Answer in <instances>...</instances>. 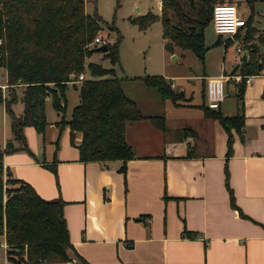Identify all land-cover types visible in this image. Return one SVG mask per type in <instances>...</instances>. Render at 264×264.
I'll list each match as a JSON object with an SVG mask.
<instances>
[{"label": "crops", "instance_id": "0c3cea01", "mask_svg": "<svg viewBox=\"0 0 264 264\" xmlns=\"http://www.w3.org/2000/svg\"><path fill=\"white\" fill-rule=\"evenodd\" d=\"M242 51L235 66L242 62ZM231 70L196 75L201 102L193 100L190 90L178 104L160 99L139 79H125L122 88L139 112L162 115L165 129L146 118L125 124V140L134 156L126 161L124 172L118 169L121 160L81 161L80 133L71 142L68 126H59L61 114L54 109L53 118L45 115L42 133L31 125L23 127L28 151L4 153L3 166L43 199L63 201L69 241L91 264H264V65L244 83L243 125L238 133L229 127L231 143L225 155L228 132L209 115L204 90L207 78ZM230 82L236 90L238 81L225 85ZM22 87L6 86L8 94L1 93V148L12 139L4 101L13 93L11 109L20 114ZM74 90L77 103L78 89ZM223 101L217 108L220 113L238 112L236 97L233 108ZM69 116L65 110L63 118ZM173 131L185 136H173ZM51 163L54 172L47 166ZM228 188L244 216L230 205ZM183 230L193 235H183ZM1 241L6 247L3 235Z\"/></svg>", "mask_w": 264, "mask_h": 264}, {"label": "trees", "instance_id": "16d2710c", "mask_svg": "<svg viewBox=\"0 0 264 264\" xmlns=\"http://www.w3.org/2000/svg\"><path fill=\"white\" fill-rule=\"evenodd\" d=\"M216 1L160 0L159 14L148 11L129 20L140 29L159 20L165 50L189 49L202 58L206 49L203 28L211 19ZM244 1L250 14L245 19L243 34L238 36L245 43L247 53L240 65L242 76L235 90L238 112L223 115L218 110H208L227 132L231 126L237 133L243 125L244 76L258 73L264 63V29L258 31L250 23L254 3L260 2L264 8V0ZM99 20L97 14L84 11V0H0V68L6 71L8 87L23 86L20 114L11 109L16 98L13 93L4 101L12 139L0 147V235L4 237L6 259L13 264H67L73 257L75 261L71 264H91L69 241L62 213L63 201L43 199L29 183L14 177L2 163L4 153L18 149L28 151L22 132L25 125L33 126L38 133L43 132L47 124L45 97L50 98L52 108L61 114L59 126H68L70 141L80 133L77 149L81 161L121 160L118 168L121 172L125 171L126 161L134 156L124 136L127 122L146 118L157 128L165 129L162 115L145 116L139 112L135 102L125 94L122 82L139 79L160 99H170L175 104L181 97V92L174 91L171 82L162 75L115 76L112 65L118 58L119 40L106 41L105 51L96 50V44L90 47L99 32ZM228 43L230 41L224 45ZM95 52L102 53L111 66L105 68L99 62L88 60ZM85 71L88 75L78 80L77 75ZM70 75H73L71 79ZM70 81L72 87L78 89V102L65 120V90ZM13 140L19 144L14 145ZM230 143L228 132L225 155L229 154ZM47 166L55 171L52 163ZM224 172L227 186L226 167ZM228 190L230 205L244 216ZM182 234L191 236L193 232L183 230Z\"/></svg>", "mask_w": 264, "mask_h": 264}, {"label": "rangeland", "instance_id": "374dc122", "mask_svg": "<svg viewBox=\"0 0 264 264\" xmlns=\"http://www.w3.org/2000/svg\"><path fill=\"white\" fill-rule=\"evenodd\" d=\"M218 2H221V0H217L214 5ZM222 2L236 5L240 11V15L245 19L250 14L249 6L244 0H222ZM84 11L87 14L91 15L95 13L99 16L100 29L96 35L108 43H113L116 39L119 40L118 58L116 63L112 65L117 76L129 78L144 75L168 76L169 82H173L174 84V89L170 86L174 91H180L184 88L185 91L181 92L180 95L186 98L191 90L195 102H201L199 94L200 80L196 78V75H200L202 72H207L208 74L217 73L221 71V68L231 70L233 65L238 61L239 54L235 51L237 44L235 40L238 39L239 35L243 34L244 29L238 32V35L234 39L226 38V35H219L218 37L213 31L210 21L203 28L206 49L203 52L202 58L197 57L189 49L175 47L173 52L165 50L162 43L160 21H154L145 29H140L129 20V18L148 11L157 13L158 0H84ZM250 23L252 26L255 24L257 29H264V8L260 2L254 3ZM218 38L219 42L217 43L216 40ZM225 41L231 42L225 46ZM252 41L254 42V40ZM93 45L90 44V47ZM260 49L263 48L261 47ZM88 60L99 62L105 68L111 66L109 60L100 52L93 53L89 56ZM240 65H234L235 67L231 71L223 75L226 77L225 83L226 81H236V76H238L237 81H240L242 76ZM83 75L86 77L88 74L85 71ZM5 79L6 71L1 67L0 92L3 94L7 93ZM3 84L5 87H2ZM4 88L5 90L2 92ZM224 91L225 96L222 104L233 108L235 104V89L233 84L231 82L227 83ZM65 94L66 116H68V112L76 104L74 102L77 93L72 86L67 85ZM178 100L182 101L186 99L179 98ZM50 104L49 99L45 98L44 113L47 119L55 116ZM191 120L197 122L195 117H192ZM172 133L173 136H185L181 131H173ZM0 264H13L6 260L5 247L2 241L0 242Z\"/></svg>", "mask_w": 264, "mask_h": 264}, {"label": "built area", "instance_id": "2783aa9c", "mask_svg": "<svg viewBox=\"0 0 264 264\" xmlns=\"http://www.w3.org/2000/svg\"><path fill=\"white\" fill-rule=\"evenodd\" d=\"M210 23L213 31L217 35H226V38L234 39L236 34L244 29L245 18L240 15V11L236 5L228 2H218L212 7ZM106 41L101 39L98 35L94 36L91 44H102ZM235 51L240 54L244 48V42L242 40L236 39ZM84 78L83 74L77 75L78 80ZM226 77L219 75L214 77H209L205 82L204 98L205 105L210 110H217L220 102L224 98V85ZM238 80V77H237ZM250 80V76H244V82L247 83ZM170 86H173L170 83ZM75 261V257L71 258V261L67 264H71Z\"/></svg>", "mask_w": 264, "mask_h": 264}, {"label": "water", "instance_id": "95a60500", "mask_svg": "<svg viewBox=\"0 0 264 264\" xmlns=\"http://www.w3.org/2000/svg\"><path fill=\"white\" fill-rule=\"evenodd\" d=\"M96 50H99V51H105L106 50V44L105 43H102V44H99L97 47H96ZM247 57V53H246V50L244 49L241 53V60L242 61H245ZM70 79L73 77V75H70L69 76ZM179 92H182V90H180Z\"/></svg>", "mask_w": 264, "mask_h": 264}]
</instances>
